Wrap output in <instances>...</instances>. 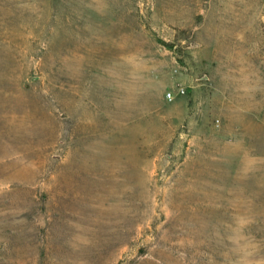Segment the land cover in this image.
I'll return each mask as SVG.
<instances>
[{"label": "rangeland", "instance_id": "rangeland-1", "mask_svg": "<svg viewBox=\"0 0 264 264\" xmlns=\"http://www.w3.org/2000/svg\"><path fill=\"white\" fill-rule=\"evenodd\" d=\"M0 264H264V0H0Z\"/></svg>", "mask_w": 264, "mask_h": 264}, {"label": "built area", "instance_id": "built-area-1", "mask_svg": "<svg viewBox=\"0 0 264 264\" xmlns=\"http://www.w3.org/2000/svg\"><path fill=\"white\" fill-rule=\"evenodd\" d=\"M186 93V88L184 86H177L176 90L174 91H167L166 92V99L172 100L176 95H183Z\"/></svg>", "mask_w": 264, "mask_h": 264}]
</instances>
